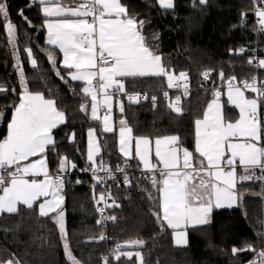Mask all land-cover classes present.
Returning a JSON list of instances; mask_svg holds the SVG:
<instances>
[{
	"label": "trees",
	"instance_id": "obj_1",
	"mask_svg": "<svg viewBox=\"0 0 264 264\" xmlns=\"http://www.w3.org/2000/svg\"><path fill=\"white\" fill-rule=\"evenodd\" d=\"M120 2L128 8L129 15L145 21L142 29L145 40L162 56L165 66L176 76L181 72L187 74L179 82L188 92L185 94L176 87L168 89L164 77L130 80L135 90L149 93L148 99L138 103L123 99L124 112H116V127L120 119H125L135 137L154 140L176 135L184 148L194 152V121L202 118L214 90L219 85L225 86L232 76L236 77L235 85H243L246 80L251 82L253 76L264 82V68L247 63L253 57L264 58V32L259 30L253 0H207L206 4H200L199 0H174L172 10L161 8L157 0ZM6 3L16 35L15 44L10 43L5 22L0 18V87L8 89L7 93H0V113L5 117L4 122L3 116L0 117V140L6 137L11 120L9 105L19 102L18 94L22 91L16 68L19 63L29 90L55 99L66 116V123L54 131L59 155L49 153L48 163L51 173L55 174L61 158L66 157L69 165H76L72 174L67 173L62 210L69 248L80 264H105V257L108 264H140L135 255L131 258L123 255L118 260L110 257L116 245L123 252L139 251L144 264H249L255 250L264 247V181L240 184L238 208L214 209L209 224L188 228L186 247H176L172 230L158 223L153 215L158 211L156 198L149 199L152 187L136 174L129 176V185L112 189L109 213L115 217L114 223L106 228L97 224L98 210L92 199L91 180L82 174L90 166L87 133L90 129L100 133L99 122L90 117L91 101L83 94L82 86L69 79L68 70L61 65L60 53L46 44L45 18L39 5L29 7L32 0H6ZM21 9L31 26L18 15ZM27 48L32 49L37 60L36 68L30 64ZM49 52L56 58L55 67L60 69L67 84L56 76L47 57ZM209 70L211 74L205 79L202 74ZM221 70L224 80L219 77ZM13 88L15 93L11 91ZM165 91L169 93L167 98L163 96ZM152 96L157 97L155 106ZM177 96L182 103L179 114L168 106ZM81 104H87V113L80 110ZM260 110L264 113V104ZM100 135L104 140L101 150L110 167L114 170L118 166L137 168L120 155L116 132ZM78 180L81 182L77 183ZM54 215L42 217L36 207L1 215L0 261L15 257L20 264H71L59 228L51 218ZM101 235L107 239H99ZM134 241L143 243H129ZM247 245L253 250L233 255V247L240 249Z\"/></svg>",
	"mask_w": 264,
	"mask_h": 264
},
{
	"label": "snow or ice",
	"instance_id": "obj_2",
	"mask_svg": "<svg viewBox=\"0 0 264 264\" xmlns=\"http://www.w3.org/2000/svg\"><path fill=\"white\" fill-rule=\"evenodd\" d=\"M157 2L165 10L174 8V0ZM199 3L206 4L207 0H199ZM35 4L41 6L40 10L45 17L47 43L63 54L62 67L68 70L67 75L72 81L85 83L82 92L85 96H91V118L100 119L97 115L100 107L107 110L102 121L104 132L114 131L109 124V114L115 94L124 93L129 101L139 102L138 95L125 91L123 78L166 77L170 89L180 87L174 80L187 78L184 72L175 77L165 66L162 56L156 54L145 40L142 33L145 21L129 15L128 8L120 0H71L68 6L64 0H33L29 7ZM253 5L259 30L264 32V0H253ZM18 15L31 26L23 9ZM0 18L5 22L9 42L15 44L16 27L10 22L6 0H0ZM25 52L32 67L36 68L37 60L33 58L32 49L27 48ZM47 57L54 66L56 76L67 84L60 69L55 67L56 58L51 52ZM247 63L264 68V58L257 60L253 57ZM16 67L22 91L18 94L19 102L9 105L11 120L7 125L6 137L0 140V214L17 213L18 205H25L29 209L36 207L42 217L55 213L51 218L59 228L71 264H80L69 248L64 211L61 208L64 177L60 173L66 170L69 162L66 157L58 161V174L55 177L50 175L46 164L47 154L59 155L53 130L66 123V116L57 107L55 99L46 98L41 92H31L19 63ZM210 74L209 70L202 75L208 79ZM219 77L225 79L223 70L219 72ZM235 80V76L227 79V103L239 109V119L234 122L225 120L220 103L222 92L214 90V99L208 103L202 119L194 121V152L182 147L176 135L157 137L154 140L156 163H153L150 159L153 141L146 136L133 137L127 121H119L120 152L129 157L132 142L135 141V156L152 173V186L161 194L159 210L154 211L153 215L162 228L166 223L168 228L173 229L176 246H186L188 243L184 229L209 224L214 208H231L239 199L235 191L237 162L245 173L240 177L241 181L253 179L257 170L261 175L255 178L264 180V144L261 143L264 139V121L258 119V109L264 104V82L257 86V77L253 76L251 82H243L242 89L235 86ZM245 90L256 96L247 97ZM7 91V88H0V93ZM11 91L16 92L14 88ZM98 95L103 97L102 103ZM163 96L167 98L169 93L165 91ZM144 98L147 99V96ZM156 100L157 97L152 96L153 106ZM179 103L180 97L177 96L175 102L168 106L179 114L182 113ZM87 107V104H81L80 110L87 113ZM120 111L124 112L122 103ZM3 115L0 113V117ZM88 135L87 159L91 163L83 171L91 170L97 183L104 180V177L96 175L100 171L105 172L108 178L115 179L110 168L105 167L103 162L98 166L96 164L94 157L99 154L100 147L93 139L95 130L90 129ZM33 157L39 158L31 159ZM194 161L197 162L195 165ZM117 171L123 173L124 169L118 166ZM124 183H130L126 175ZM104 199L102 193L100 200ZM149 199H153L151 193ZM109 219L114 220L115 217ZM100 223L98 220L97 224ZM99 239L105 237L101 235ZM120 247L118 245L114 251L119 252ZM250 250H253L251 245L240 249L233 247L232 253L236 255ZM121 254L129 258L132 256L130 252ZM135 255L140 264H144L141 253ZM258 257V264H264V249L258 253ZM104 259L105 264H108V258ZM116 259H119V255ZM0 264H20V261L13 257L0 261Z\"/></svg>",
	"mask_w": 264,
	"mask_h": 264
},
{
	"label": "crops",
	"instance_id": "obj_3",
	"mask_svg": "<svg viewBox=\"0 0 264 264\" xmlns=\"http://www.w3.org/2000/svg\"><path fill=\"white\" fill-rule=\"evenodd\" d=\"M33 1V0H32ZM64 3H65V5L66 6H68V5H70V3H71V0H64ZM174 5H175V2H174ZM160 6V5H159ZM41 6H39V8H40ZM168 10H172V9H168ZM43 15V14H42ZM45 18V17H44ZM256 18L258 19V17L256 16ZM89 19H91L90 17H89ZM44 30H45V41H46V44L49 46V47H51L52 49H54V50H56V51H58L59 53H60V56H61V65H62V60H63V54L59 51V49L58 48H56L55 46H53V45H49L48 43H47V29H46V27L44 26ZM30 64H31V61H30ZM175 77H179V76H176V75H174ZM69 77V79L71 80V78H70V76H68ZM139 78H156V77H136V78H123V82H124V85H125V91L128 93V92H139V91H141V90H135L132 86V83H130V80H136V79H139ZM165 79H166V77H164ZM180 80H185L184 78H180V79H176V80H174V83H178ZM72 81V80H71ZM73 83H75V84H79V85H81L82 86V89H83V87H85V83L83 82V81H72ZM166 83H167V79H166ZM235 86H237V87H241L242 89H243V85H235ZM0 88H4V87H0ZM227 88H228V84H226L225 85V87H224V89H222V90H220L221 92H222V95H221V97H220V103H221V105H222V112H223V115H224V118H225V120L226 121H228V120H230V121H232V122H234L235 120H237V119H239V109L238 108H236L234 105H230V104H228L227 103ZM168 89H170V88H168ZM172 89H174V88H171V90ZM123 95H125L124 93H118V94H115L114 96H113V99H112V111H111V113L109 114L110 115V120H109V124L113 127V129H114V131L113 132H116L117 133V144H118V151H119V153H120V155L122 156V158L125 160V161H127L128 163H129V165H134V166H137V167H142V168H144V166H143V164L139 161V158L138 157H136L135 156V141L133 140V142H132V146H131V150H130V156L129 157H125L124 155H123V153H121L120 152V145H119V127H120V124L116 127V122H115V114H116V112L118 113V112H121L120 111V104L122 103L123 104ZM245 95L247 96V97H250V98H252V97H255L256 96V94L255 93H251V92H249V91H247V90H245ZM89 97V99H90V101H91V96H88ZM214 99V97L210 100V102L212 101ZM98 100H100L101 101V103H102V101H103V97L101 96V95H98ZM209 102V103H210ZM261 107V106H260ZM260 107H259V109H258V112H259V110H260ZM207 110V106H206V108H205V110H204V112ZM106 109L104 108V107H100L99 109H98V113H97V115L100 117V119L99 120H95V121H98L99 122V125H100V133H104V134H111V133H113V132H104L103 130H102V128H103V116L106 114ZM89 113H90V117H91V106H90V111H89ZM203 117V116H202ZM202 119V118H201ZM94 120V119H93ZM64 124H62V125H59L56 129H58L59 127H62ZM56 129H54L53 130V135H54V131L56 130ZM95 130V135H94V137H93V139H94V141L99 145V147H100V152H99V154L98 155H96L95 157H94V159L96 160V163H97V160H98V158H99V156H100V154H101V135H100V133L96 130V129H94ZM88 133H89V131H88ZM88 133H87V151H88V141H89V135H88ZM132 136L133 137H135L134 136V133H133V130H132ZM54 139H55V136H54ZM152 140V139H151ZM155 140V139H154ZM154 140H152L153 141V151H152V154H151V156H150V159H151V161L153 162V163H156V158H155V153H154ZM261 143H262V141H261ZM182 146V145H181ZM183 147V146H182ZM39 157H33V158H31V159H38ZM87 161H88V159H87ZM26 163V162H25ZM88 163L90 164L91 162H89L88 161ZM194 163V165L197 163L196 161H194L193 162ZM46 164H47V168H48V170H49V173H50V175L51 176H54V175H56V174H58V173H51V171H50V169H49V163H48V154H47V160H46ZM68 168H70V165L68 164ZM236 172H237V176H236V189H235V191L239 194V190H238V186L240 185V184H246V183H249V182H251L252 181V179L251 180H244V181H241L240 180V177L241 176H243V175H245V173H244V170H243V168L241 167V166H239V164H238V162H237V166H236ZM67 173H70L71 174V172L70 171H67V172H63L62 174H67ZM256 173V172H255ZM250 174V173H249ZM29 179H31V177H28ZM38 179H43V177H39ZM80 181V180H79ZM0 194H2V192H0ZM61 195H63V197H64V200H63V203H62V205H61V208L64 206V202H65V196H64V191L62 190L61 191ZM160 197H161V194L159 193V192H157V197H156V206H157V208H158V210H159V204H160ZM40 202H42V200L41 201H38L37 202V204L38 203H40ZM239 199L236 201V203H234L233 204V206L231 207V208H228V207H225V208H221V209H218V210H234V209H237L238 208V206H239ZM21 208H27V206H25V205H18V209L20 210ZM38 209V208H37ZM215 209V208H214ZM213 209V210H214ZM58 211H59V209H58ZM19 212V211H18ZM38 213H39V211H38ZM4 214H8V213H4ZM12 214H15V213H12ZM52 214H55V213H50L49 215H52ZM1 215H3V214H0V216ZM64 224H65V217H64ZM165 225H166V223H164ZM167 226V225H166ZM200 226H203V225H199V226H196V227H200ZM188 228H190V227H187L186 229H184L186 232L188 231ZM169 229H171V228H169ZM172 230V239H173V243H174V235H173V229H171ZM187 240H188V232H187ZM188 244V243H187ZM174 245H175V243H174ZM176 246V245H175ZM187 246V245H186ZM186 246H176V247H186Z\"/></svg>",
	"mask_w": 264,
	"mask_h": 264
},
{
	"label": "built area",
	"instance_id": "obj_4",
	"mask_svg": "<svg viewBox=\"0 0 264 264\" xmlns=\"http://www.w3.org/2000/svg\"><path fill=\"white\" fill-rule=\"evenodd\" d=\"M256 16V15H255ZM178 85H180V87H176V90H180L182 92H184L185 94H187L188 92V89L186 88H183V84L181 82L177 83ZM261 82H259L257 80V86H260ZM224 85H219L218 89L219 90H222L224 89ZM128 94H132V95H138L139 97V102H144L148 99V92H128ZM147 96V99H145L144 97ZM123 99L125 100H129L128 99V96L127 95H123L122 97ZM156 104H157V100H156ZM179 106L182 107V103L180 102L179 103ZM258 119L261 120V121H264V113L261 112V110H259L258 112ZM102 142H104V140L101 139V147H102ZM103 162L105 167L107 168H110L111 172L114 174L115 176V179H112V178H108L106 176V173L103 172V171H100V172H97L96 175L99 176V177H104V180L103 182L101 183H97V180L93 178V172L91 170H88V171H82V174L84 175H87L90 180H91V185H92V191H93V194H94V197H95V204H96V207H97V210H98V219L101 221V225H103L104 228L112 225L114 223V220L112 219H109V217H112L109 213V205H110V202H111V199H112V189L115 187V188H122L123 186H127L129 184H125L124 183V178H125V175L128 177V180L130 181V178L129 176L130 175H133V174H136L139 178H143V179H146L149 184L151 185L152 187V197L156 198L157 197V188H154L152 186V182H151V176H152V173L148 170V169H145V168H142V167H137L135 170H129L125 167H121L124 169V172L121 173L117 170H114L112 167H110L107 163H106V160L104 158V155H103V152L101 150V154L97 160V166ZM162 167V166H161ZM63 177H64V186H63V189L62 190H65V183L68 179V176L67 174H62L60 173ZM57 175V174H56ZM56 175H54L53 177H55ZM261 175V173L258 171L257 173L254 174V178L252 179L253 182L255 183H258V182H263L264 180H260V179H256L255 177H259ZM118 177H121V178H118ZM157 179L159 180L160 177H159V174L157 173ZM104 194L105 196V199L104 200H100V195L101 194ZM98 204H100V206H98ZM101 209L103 211H101ZM105 238L107 239V236H105ZM117 246H114L110 252V257H113V258H116L117 255H119V258H121L123 255L121 253H124L123 252V249L120 247L119 249V252H115L114 250L117 249ZM264 249V247H263ZM262 249L258 250L255 254V257H254V262L255 264H258V261H259V257H258V253L261 251ZM254 264V263H253Z\"/></svg>",
	"mask_w": 264,
	"mask_h": 264
},
{
	"label": "rangeland",
	"instance_id": "obj_5",
	"mask_svg": "<svg viewBox=\"0 0 264 264\" xmlns=\"http://www.w3.org/2000/svg\"><path fill=\"white\" fill-rule=\"evenodd\" d=\"M102 130H103V128H102ZM67 171H70L71 174L73 173L74 168L72 167V165H70V168H68V166H67L65 172H67ZM92 199H93V201L95 200L94 194H92ZM256 250H257V249H256ZM256 250H255V253L257 252ZM137 252H139V251L130 252V253H132V255H135ZM139 253H140V252H139ZM135 256H136V255H135ZM136 258H137V260L140 262V260H139V258H138L137 256H136ZM253 263H254V258L252 259V261H251L249 264H253Z\"/></svg>",
	"mask_w": 264,
	"mask_h": 264
},
{
	"label": "water",
	"instance_id": "obj_6",
	"mask_svg": "<svg viewBox=\"0 0 264 264\" xmlns=\"http://www.w3.org/2000/svg\"><path fill=\"white\" fill-rule=\"evenodd\" d=\"M17 68V67H16ZM4 120H5V117L3 116L2 117V122H4ZM98 206H100V204H98Z\"/></svg>",
	"mask_w": 264,
	"mask_h": 264
}]
</instances>
